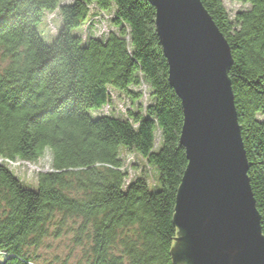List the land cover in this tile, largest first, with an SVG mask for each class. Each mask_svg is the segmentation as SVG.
<instances>
[{
  "label": "trees",
  "instance_id": "1",
  "mask_svg": "<svg viewBox=\"0 0 264 264\" xmlns=\"http://www.w3.org/2000/svg\"><path fill=\"white\" fill-rule=\"evenodd\" d=\"M200 1L231 50L228 76L264 235V0H237L248 7L232 18L221 0ZM53 12L61 27L47 44L37 26ZM102 14L116 31L73 34ZM113 92L129 101L125 117L93 116ZM182 122L148 0H0V264H38L29 247L69 220L75 244L88 245L86 264H174ZM45 149L51 169L38 173L35 189L24 187L5 160L32 162ZM121 149L157 171L158 188L129 177Z\"/></svg>",
  "mask_w": 264,
  "mask_h": 264
},
{
  "label": "water",
  "instance_id": "2",
  "mask_svg": "<svg viewBox=\"0 0 264 264\" xmlns=\"http://www.w3.org/2000/svg\"><path fill=\"white\" fill-rule=\"evenodd\" d=\"M181 101L187 165L172 221L174 264H264V235L250 188L228 71L230 47L200 0H148Z\"/></svg>",
  "mask_w": 264,
  "mask_h": 264
},
{
  "label": "rangeland",
  "instance_id": "3",
  "mask_svg": "<svg viewBox=\"0 0 264 264\" xmlns=\"http://www.w3.org/2000/svg\"><path fill=\"white\" fill-rule=\"evenodd\" d=\"M71 0H60V3H67ZM222 4L230 18H232L238 11L244 10L248 5L240 3L237 0H221ZM111 15H101V19H93L91 24L85 23L83 26L73 30V34L80 35L84 40L89 36L95 38L105 37L110 30H115L110 25L109 19ZM61 27V17L58 12L45 13L40 23L37 26V30L45 43L50 44L55 38L58 30ZM116 31V30H115ZM142 91L141 101L143 104L147 101L148 87L142 84L139 87ZM112 104L110 106L103 107L102 110L91 112L93 116L96 115H112L116 117H125L126 110L130 106L126 97L118 95L113 92L111 95ZM264 120V118H260ZM159 134L155 133L154 147H159ZM120 157L123 159L124 167L128 168L129 177L133 178L136 175L145 176L150 189L158 188V173L157 171L148 166L145 161L140 157L126 153L124 150H120ZM51 152L45 149L43 154L35 161H20L18 165L14 166L13 173L18 177L20 183L26 188H36L37 175L39 172L49 171L51 169ZM131 166L130 164H133ZM130 165V166H129ZM131 167V169H130ZM73 224L69 220L67 226L56 232L57 225L52 223L49 227V234L43 238L39 247H29L28 251L35 257V261L38 264H86V249L87 243L84 242L81 245L75 244L73 240V231L71 230ZM5 256L0 255V262Z\"/></svg>",
  "mask_w": 264,
  "mask_h": 264
},
{
  "label": "built area",
  "instance_id": "4",
  "mask_svg": "<svg viewBox=\"0 0 264 264\" xmlns=\"http://www.w3.org/2000/svg\"><path fill=\"white\" fill-rule=\"evenodd\" d=\"M0 161H2V159H0ZM7 163H8V165L9 166H11V167H14V166H16V165H18V163L20 162V161H9V160H5Z\"/></svg>",
  "mask_w": 264,
  "mask_h": 264
},
{
  "label": "bare ground",
  "instance_id": "5",
  "mask_svg": "<svg viewBox=\"0 0 264 264\" xmlns=\"http://www.w3.org/2000/svg\"><path fill=\"white\" fill-rule=\"evenodd\" d=\"M94 19H98V17H95Z\"/></svg>",
  "mask_w": 264,
  "mask_h": 264
}]
</instances>
